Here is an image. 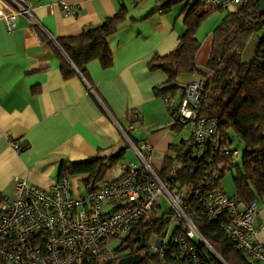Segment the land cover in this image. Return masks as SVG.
Returning <instances> with one entry per match:
<instances>
[{
	"label": "crops",
	"instance_id": "1",
	"mask_svg": "<svg viewBox=\"0 0 264 264\" xmlns=\"http://www.w3.org/2000/svg\"><path fill=\"white\" fill-rule=\"evenodd\" d=\"M28 1L37 24L18 16L15 30L9 33L0 20V195L12 200L16 179L51 190L60 179L62 162L108 159L124 151L118 164L135 163L119 125L127 128L133 145L152 147L151 164L156 171L161 172L165 164L180 168L177 147L191 145V134L182 137L181 129L173 127L167 103L154 94L166 77L150 70L149 63L176 49L185 31L182 8L198 0H181L162 12L158 0H65L73 16L66 14L59 0ZM123 6L124 20L108 40L112 65L105 69L92 60L84 78L73 69L58 40L100 26ZM209 35L201 42L196 34L198 69L209 59L213 32ZM256 47L253 38L242 59L250 61ZM65 67L72 70L67 77ZM193 77L198 76H181L178 86H186ZM181 99L180 90L173 101L179 105ZM13 144L25 148L17 151ZM115 177L116 167L103 182ZM84 179L70 178L74 187L82 186ZM257 205L256 228L264 244V198ZM170 236L162 239L168 241Z\"/></svg>",
	"mask_w": 264,
	"mask_h": 264
},
{
	"label": "built area",
	"instance_id": "2",
	"mask_svg": "<svg viewBox=\"0 0 264 264\" xmlns=\"http://www.w3.org/2000/svg\"><path fill=\"white\" fill-rule=\"evenodd\" d=\"M261 0H259L260 2ZM250 0H204L215 8L245 7ZM59 5L73 16L65 0ZM28 0H0V20L12 33L18 16L33 17ZM258 44L264 43V23ZM204 80L195 78L185 89L174 120L191 132L198 156L208 161L203 182L188 190V198L164 182L151 164L152 147L135 146L123 132L136 162L118 164L116 177L99 183L93 190L74 187L70 178H60L49 191L24 180L13 182V198L0 199V264H76L88 257L115 261V249L131 232L133 224L151 212L162 199L173 212V231L168 241L157 238L149 251L163 259L167 249L177 264H227L199 231L198 224L222 216L223 233L249 264H264V244L258 238L257 202L245 205L228 197L220 186L224 162L218 163L223 138L215 121L197 118ZM93 94L94 91L89 89ZM167 104L171 99L165 101ZM187 124V125H186ZM15 150H19L13 144ZM236 157V152L230 153ZM208 157H212L209 158ZM109 207V209H105ZM117 247L112 245L117 244Z\"/></svg>",
	"mask_w": 264,
	"mask_h": 264
},
{
	"label": "trees",
	"instance_id": "3",
	"mask_svg": "<svg viewBox=\"0 0 264 264\" xmlns=\"http://www.w3.org/2000/svg\"><path fill=\"white\" fill-rule=\"evenodd\" d=\"M158 1L162 2L160 6L162 12L179 4L181 0ZM258 5L259 0H250L247 6L234 7V11L227 13L213 32L211 51L205 67L198 69L195 58L200 44L196 38V32L204 19L220 8L207 5L204 0H198L190 6L188 3L185 4L182 8L185 31L176 49L167 56L154 57L149 63L150 70H159L166 77L164 86L160 89L156 88L154 94L163 101L171 99V102L167 104V110L172 118L173 127L179 129H184L185 125L173 121L174 113L180 105H176L173 100L180 90L181 101L183 100L187 85L180 88L178 79L181 76L194 74L198 76L197 78L204 80V91L196 117L217 123L223 138L222 149L229 153L225 155L223 152L218 157V163L225 164L221 178L225 173L236 169L233 175L236 189L234 196L240 198L245 205L264 198V43H257L254 56L250 61L242 59L243 52L251 39H257L262 33L264 14L260 13ZM124 17L123 6L114 17L105 20L100 26L87 29L78 37L58 40L73 69L81 76L85 78V67L92 60H98L105 69L112 65L113 56L108 40L118 30ZM71 72V68H63L66 77L71 75ZM195 78L193 77L190 81ZM224 82L226 85L223 89ZM119 126L133 142L127 128ZM231 134L238 139L244 149L241 165L236 163L239 154L230 148ZM191 146L192 150L187 156L183 155L185 147H177L180 168L173 169L170 164H165L164 169L158 172L164 182L169 183L173 190L186 199L188 190L196 189L203 182V175L208 165L206 158L202 156L201 159L198 158L192 135ZM24 148V146L19 147L18 151ZM233 152H236V157L230 154ZM123 154L124 151H121L112 158L100 157L82 163L62 162L59 178L84 177L82 188L93 190L104 181L106 174L118 165L123 159ZM155 209L154 207L149 214L133 224L123 244L115 249L117 255L130 249L124 256L141 254L144 257L141 264H177V261L170 258L174 246L167 249L163 259L149 251L148 239L152 235L162 239L167 227H172L173 221V212L170 207L166 213L159 216H155ZM227 222L222 216L213 221L204 220L198 224V228L202 236L227 264H249L223 233V227ZM141 242L144 244L143 248ZM124 256H118L115 261H107L102 257H85L76 264H117Z\"/></svg>",
	"mask_w": 264,
	"mask_h": 264
},
{
	"label": "rangeland",
	"instance_id": "4",
	"mask_svg": "<svg viewBox=\"0 0 264 264\" xmlns=\"http://www.w3.org/2000/svg\"><path fill=\"white\" fill-rule=\"evenodd\" d=\"M231 11H234V7L230 8V9L215 10V11L211 12L204 19V21L200 24V26L197 30V33H196L198 38L201 40V42H203L204 39H206L208 36H210L209 35L210 33L214 32V30L217 28V26H219L220 23L222 22V20L225 18L227 13L231 12ZM251 41H253V39H251ZM251 41L248 43L247 46L250 45ZM180 132H181L182 137H188L189 133H190L189 130L185 129V128L181 129ZM229 141L231 143L230 148L234 151H237V153L239 154L237 159H236V163L241 165L242 153L244 151L243 146L239 143L238 139H236V137H234L232 134L229 137ZM235 173H236V169H234L232 172L225 173L221 179V187L228 197H233L236 194V189H235V185L233 182V175ZM111 177H112V173H109L107 178H111ZM158 203L161 205V208L158 210V212H155V216L162 215L163 213H166L169 210V204L166 201H164L162 199H158ZM172 230H173V226L172 227L168 226L166 233H165V236L170 235L172 233ZM157 238L158 237L152 235L147 241V246L154 244L156 242ZM114 246L117 247L118 243L115 245L114 244L112 245V247H114ZM129 251H130V249H127L126 251H122L121 253H119V256H124V255L128 254Z\"/></svg>",
	"mask_w": 264,
	"mask_h": 264
},
{
	"label": "water",
	"instance_id": "5",
	"mask_svg": "<svg viewBox=\"0 0 264 264\" xmlns=\"http://www.w3.org/2000/svg\"><path fill=\"white\" fill-rule=\"evenodd\" d=\"M259 10L261 14H264V0H261L259 2ZM226 85V82L223 83V89ZM192 150V146L189 145L185 151H184V156H187L190 151ZM199 159H201V155L198 156ZM141 247H144L143 242H141ZM144 260V257L141 254H136V255H131V256H124L121 258L117 264H141Z\"/></svg>",
	"mask_w": 264,
	"mask_h": 264
}]
</instances>
